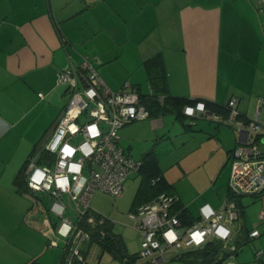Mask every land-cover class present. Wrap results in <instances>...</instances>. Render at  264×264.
<instances>
[{
	"label": "crops",
	"instance_id": "obj_1",
	"mask_svg": "<svg viewBox=\"0 0 264 264\" xmlns=\"http://www.w3.org/2000/svg\"><path fill=\"white\" fill-rule=\"evenodd\" d=\"M96 37L120 45L114 53L105 41L92 46ZM129 41L136 42L142 67L143 60L161 55L165 93L222 106L236 97L240 117L226 124L183 116L180 108L123 124L117 142L126 154L143 161L152 153L158 165L156 175L141 167L125 179L122 194L132 197L128 211L168 185L186 226L197 218L201 204L220 209L229 198L228 181L220 203L209 189L218 184L241 140L242 119H252L257 97L264 99V0H0V264H58L61 253L25 221L32 201L14 179L33 151L34 138L67 103L63 97L68 88L57 82L61 69L88 55L99 73L108 55L115 57L110 61L117 59ZM145 76L146 91L129 81L143 95L150 87L146 71ZM259 118L264 120V106ZM174 164L175 178L169 173ZM196 170L200 174L190 179ZM186 176L193 182L188 190L178 184ZM255 196L264 209V191ZM242 218L234 224L235 236L240 228L248 230ZM86 248L87 258L92 244ZM262 258L264 252L255 254L258 261Z\"/></svg>",
	"mask_w": 264,
	"mask_h": 264
},
{
	"label": "built area",
	"instance_id": "obj_2",
	"mask_svg": "<svg viewBox=\"0 0 264 264\" xmlns=\"http://www.w3.org/2000/svg\"><path fill=\"white\" fill-rule=\"evenodd\" d=\"M57 82L68 86L70 97L48 140L33 151L25 166L23 193L32 201L25 221L49 238V246H58L57 240L62 241L66 264L73 260L84 264L82 251L90 234L80 226V221L94 222L90 213L93 194L102 191L121 195L125 179L142 164L118 144V129L125 123L146 119L150 113L136 86L126 81L120 89L110 88L88 55L80 63H69L61 69ZM158 99L162 101L163 96ZM226 105V117L208 112L203 100L186 104L183 114L234 123L237 98L231 97ZM262 106L264 99L257 97L255 116L240 127L241 140L229 156L228 186L235 195L264 191V120L259 118ZM257 134L259 140L254 141ZM175 201V196L161 192L128 211L140 237L139 257L160 264L167 255L201 247L210 239L220 241L222 248L231 253L236 251L233 227L239 212L234 200L227 198L220 209L201 204L197 218L186 226L178 212L172 211ZM259 218L264 220V209ZM259 234L258 229L249 232L250 237ZM233 257L231 254L225 264H231Z\"/></svg>",
	"mask_w": 264,
	"mask_h": 264
},
{
	"label": "rangeland",
	"instance_id": "obj_3",
	"mask_svg": "<svg viewBox=\"0 0 264 264\" xmlns=\"http://www.w3.org/2000/svg\"><path fill=\"white\" fill-rule=\"evenodd\" d=\"M103 41H105L103 38L101 39L96 37L94 38V40L91 41V45L96 47ZM106 43L109 46V50L113 53L117 51L118 46L120 45L114 44L113 42ZM127 45L124 49L125 51L123 52V54L120 55V57H118L117 59L110 61L115 57H111L112 55H108L109 60L107 61V59H105L107 63L99 67V73L112 88H117L118 85L120 86V84L132 80L141 83L142 90L146 91L147 88L145 80V70L140 65V57L137 52L138 49L136 47V42L129 41V44ZM93 53L95 52H91L90 54ZM69 97L70 91H68L63 97V102L68 101ZM54 123L55 121L51 123V125H47L44 128L43 133H38V135L34 138L33 141L35 142L33 149H37V147H40L41 145H43L44 142L48 140L50 131L52 130ZM19 157L20 155L18 156V159ZM15 159L17 161L16 156ZM230 167L231 161L227 164V167L222 172L218 180V184L215 185L213 189H209V193H212V196L216 200H218L219 203L220 201L222 202V200L225 198ZM169 168H171L169 170L170 175H174L173 178H175V176L178 175L176 164H174L173 167ZM199 174L200 173L198 172V170H196V172H193L189 176V178L192 179V177H196ZM189 178L188 176H186L185 180L178 179V184L180 188L184 190H188V186H190V188H193V182L190 181ZM129 196L130 195L123 196V194L119 196H113L106 192L97 191L93 194L91 198L90 206L95 208L100 213L107 215L114 221V231L122 236L126 252L129 255L137 254L135 264H145L147 260L138 256V251L140 249V237L133 227V221L128 217V209L132 198ZM239 198L243 200L245 205L243 215L244 218H242L243 224H246L248 230L250 231L253 230V228H257L260 232V235L245 242L240 247L237 254L232 260L235 262V264H247V262L245 261L247 259L254 261L253 263H264V258H262V262L255 259V252L257 250L264 252V221L259 218V212L261 210V201L259 198H255L252 194H239ZM44 202L48 203V200L45 199ZM52 218L54 219L53 215ZM57 244L58 246L50 247L52 249H55V251L60 254L62 241L57 240ZM84 264H119V262L113 259L108 252H102L99 246L93 243L92 249L89 255L87 256L86 262Z\"/></svg>",
	"mask_w": 264,
	"mask_h": 264
},
{
	"label": "trees",
	"instance_id": "obj_4",
	"mask_svg": "<svg viewBox=\"0 0 264 264\" xmlns=\"http://www.w3.org/2000/svg\"><path fill=\"white\" fill-rule=\"evenodd\" d=\"M142 65L145 71L147 72V78L151 88V94H147V95L142 94L141 102L147 107L149 113L162 112L167 109L179 110L188 103H193L196 100H203L208 112L219 114L222 117H226L228 115L229 108L227 107L226 104L222 106L208 99H200V98L188 99L184 97L172 96L165 93L167 89L166 71L162 65V57L159 53H156L150 58L143 60ZM164 93L165 95H163ZM160 95H163L162 101L158 99ZM181 113L184 116L183 109ZM182 115L180 114L179 111L177 117L182 118L181 117ZM239 117H240V112L238 111L234 121ZM242 120H243V124H247L252 119L249 120L244 118ZM253 140L258 141L259 134L254 136ZM34 150L35 149H33V151ZM33 151L28 156L25 164L20 168L19 172L17 173L14 179V184L16 185V188L20 192H24L26 190L24 170L27 161L29 157L32 155ZM39 162H41V159L39 160ZM141 162H142L141 167L147 169V171L150 174L151 173L154 175L157 174L158 165L156 162V158L152 155V153H148ZM159 179H162V177L160 176ZM168 188L169 187L167 185V187L162 192L165 191V193L171 194ZM259 194H252V195L255 196ZM228 195L229 198L234 200L236 203L237 210L239 212V218L240 216L242 217L244 213L245 205L242 202V200L239 198V195L232 194L230 190ZM176 204L177 201H175L173 206L174 208L176 206V208L175 209L172 208V211L173 212L178 211L179 213V209L181 207L179 204L177 205ZM90 213H92L94 216V222L88 223L85 221V219L80 221V226L84 230H87L90 234L89 241L86 243V246L82 251L84 259L86 258V251H87L86 247H88L90 244L95 243L99 246L102 252H108L113 259L119 262V264H135V259L137 257V254L129 255L126 252V248L122 236L113 230V221L108 216L103 215L97 211L91 210ZM183 215H184L183 210H180L178 216L181 223L185 222L183 219L184 218ZM249 232L250 231L247 230V228L245 227L239 229L234 239V243L237 249L233 253L223 249L222 243L220 241L216 239H210L201 247L181 251L177 253V255L173 254L170 261L165 262L163 264H225L231 254L235 256L238 250L240 249V247L245 242H247L249 239L255 238V237H250ZM261 253H262L261 251H257L255 254L256 256L259 257ZM64 255L65 252L61 250L58 264H66L64 260ZM84 262H86V259ZM71 264H82V263L73 260Z\"/></svg>",
	"mask_w": 264,
	"mask_h": 264
}]
</instances>
